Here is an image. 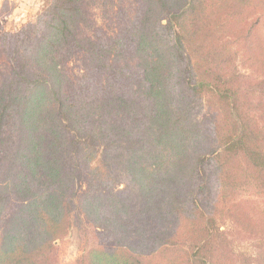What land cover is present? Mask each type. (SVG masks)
Segmentation results:
<instances>
[{"label": "trees", "instance_id": "1", "mask_svg": "<svg viewBox=\"0 0 264 264\" xmlns=\"http://www.w3.org/2000/svg\"><path fill=\"white\" fill-rule=\"evenodd\" d=\"M83 1L0 33V264H54L73 197L112 243L74 264H238L218 222L264 230L240 206L264 199V0H129L92 38ZM247 258L264 264V245Z\"/></svg>", "mask_w": 264, "mask_h": 264}, {"label": "rangeland", "instance_id": "2", "mask_svg": "<svg viewBox=\"0 0 264 264\" xmlns=\"http://www.w3.org/2000/svg\"><path fill=\"white\" fill-rule=\"evenodd\" d=\"M45 0H0V33L7 30L16 32L20 27L32 22L35 16L41 11ZM129 0H85L82 8L85 15V22L80 24V32L90 38L94 34H112L116 29L118 18L123 16L122 11H118L119 5L121 8L131 10L127 3ZM127 6V7H126ZM127 15V14H126ZM235 65L241 74L242 83L245 89L252 91L259 87L255 85L256 74L253 70L244 63L241 57L235 60ZM8 69L6 61H0V72H5ZM83 70L82 54L74 55L65 66V72L74 79ZM253 101H258L263 98L260 91L253 92ZM82 180L76 182V192L82 188ZM122 187V186H121ZM240 202L241 207H246V212L249 217V222H253V215L258 221L257 216L262 211L264 220V199L253 196L251 198L242 197ZM13 209L11 204L5 211L2 222ZM241 215L226 216L219 220L220 229L224 230L229 241L230 250L238 259V264H244L243 261L251 262L247 256L253 257L261 250L264 242V230L248 225L240 220ZM246 219V218H245ZM56 252L54 264H74V262L84 253L90 245L112 246L111 241H106L98 237L94 231L85 225V222L77 210L76 197L71 200L70 208V226L64 237L54 242ZM246 264V263H245Z\"/></svg>", "mask_w": 264, "mask_h": 264}]
</instances>
